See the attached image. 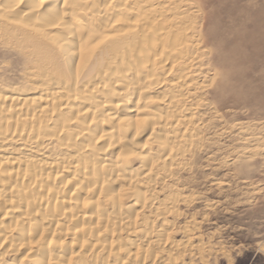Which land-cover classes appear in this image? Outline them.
<instances>
[{
  "label": "bare ground",
  "instance_id": "obj_1",
  "mask_svg": "<svg viewBox=\"0 0 264 264\" xmlns=\"http://www.w3.org/2000/svg\"><path fill=\"white\" fill-rule=\"evenodd\" d=\"M200 12L0 0V39L30 63L29 87H0V264H177L191 240L170 237L187 200L170 181L209 106Z\"/></svg>",
  "mask_w": 264,
  "mask_h": 264
},
{
  "label": "rangeland",
  "instance_id": "obj_2",
  "mask_svg": "<svg viewBox=\"0 0 264 264\" xmlns=\"http://www.w3.org/2000/svg\"><path fill=\"white\" fill-rule=\"evenodd\" d=\"M192 1L203 35L211 36L209 106L200 110L201 143L170 181L187 199L177 206L181 216L169 217L170 237L191 240L170 257L177 264H264V0ZM28 60L21 45L0 39V87H29ZM170 263L164 254L154 264Z\"/></svg>",
  "mask_w": 264,
  "mask_h": 264
}]
</instances>
